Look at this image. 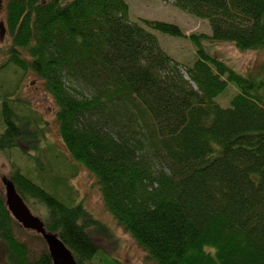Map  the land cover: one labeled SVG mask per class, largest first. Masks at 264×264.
<instances>
[{"label":"trees","instance_id":"trees-1","mask_svg":"<svg viewBox=\"0 0 264 264\" xmlns=\"http://www.w3.org/2000/svg\"><path fill=\"white\" fill-rule=\"evenodd\" d=\"M162 1L211 26L210 37L191 35V68L150 31L186 38L181 28L132 22L125 0H9L0 70L43 82L66 149L155 264H264V71L241 74L203 44L264 50V0ZM229 85L236 94L223 107L216 101ZM0 99V152L10 160L18 142L42 138L31 117ZM11 166L9 179L47 232L77 264H96L91 231L101 223L82 203L49 192L39 175ZM4 180L0 173V264H53L42 236L33 232L45 245L37 253L18 235L28 231L8 210Z\"/></svg>","mask_w":264,"mask_h":264},{"label":"rangeland","instance_id":"rangeland-1","mask_svg":"<svg viewBox=\"0 0 264 264\" xmlns=\"http://www.w3.org/2000/svg\"><path fill=\"white\" fill-rule=\"evenodd\" d=\"M125 1L129 4L132 22L147 19L179 26L186 38L150 31L158 38L167 54L182 67L194 66L197 60V48L190 38L191 35L207 37L212 35V29L207 20L198 19L162 0ZM8 2L9 0H0L1 22L6 18ZM203 44L210 54L215 55L241 74L260 69L264 71V50L242 52L231 42L212 43L203 40ZM8 45V40L0 45V68L8 59ZM12 69V66H9L0 70V98L7 97L12 107L17 105L15 111L19 115L32 118L31 122L34 123H30L31 130L39 134L42 141L37 143L31 139L18 142L16 148L11 151L10 160L0 152L2 177L5 180L10 178L11 163H13L25 172H31L34 176L39 175L46 189L64 202L82 203L93 218L102 225L101 228H94V231H91L93 239L99 246V254L95 259L96 264H107V262L155 264L107 211L95 176L86 167L76 162L66 149L56 121V105L46 92L43 82L32 73L22 75L18 72L16 75ZM16 76H21V81ZM235 94V87L229 85L224 96L219 97L216 102L223 107H229ZM2 101L0 99V137L5 132L1 114ZM26 106L29 109L28 112L24 108ZM18 235L30 244L34 252L38 253L45 247L33 232L23 233L20 230Z\"/></svg>","mask_w":264,"mask_h":264},{"label":"water","instance_id":"water-1","mask_svg":"<svg viewBox=\"0 0 264 264\" xmlns=\"http://www.w3.org/2000/svg\"><path fill=\"white\" fill-rule=\"evenodd\" d=\"M2 37L5 34L4 24L1 26ZM6 205L13 218L27 231L35 232L42 236L48 247L53 264H77L72 252L65 246L61 239L45 228L44 222L36 216L28 207L24 199L18 193L15 184L10 180H4Z\"/></svg>","mask_w":264,"mask_h":264}]
</instances>
